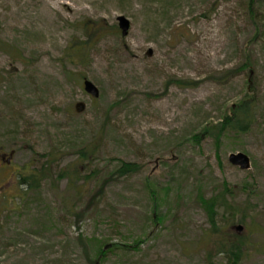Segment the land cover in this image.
I'll return each instance as SVG.
<instances>
[{
    "label": "rangeland",
    "instance_id": "1",
    "mask_svg": "<svg viewBox=\"0 0 264 264\" xmlns=\"http://www.w3.org/2000/svg\"><path fill=\"white\" fill-rule=\"evenodd\" d=\"M249 1L0 0V264H226L202 204L217 195L241 264H264V20L257 33ZM248 100L249 129L221 131Z\"/></svg>",
    "mask_w": 264,
    "mask_h": 264
},
{
    "label": "trees",
    "instance_id": "2",
    "mask_svg": "<svg viewBox=\"0 0 264 264\" xmlns=\"http://www.w3.org/2000/svg\"><path fill=\"white\" fill-rule=\"evenodd\" d=\"M248 15L251 18V20L253 21V24H254V27L256 28V30L258 29L257 33L261 32L263 25L261 24L260 21H263L264 19L258 18V11L255 9L254 0L249 1ZM252 63H253L252 61L247 59L245 64H243V65L251 68ZM243 104H248V106L250 108L252 105V101L248 100V102L242 103L241 104V106H242L241 111H235V115H233L232 117L231 116L225 117L223 119V121L220 123V130L221 131L228 129V128H231V129H238V130H240V132H244V131L249 129L250 123H251V120H250L251 108L245 109L243 107ZM208 128L209 127H207L206 129H208ZM80 155L82 157L89 158L90 154H89V152H86V150H82L80 152ZM136 170H137L136 164L123 163L121 168H119L117 173H118V175L121 176V175H125L127 173L134 172ZM227 188L228 187L226 185V189ZM226 194H228V193L225 192V194L222 196L225 197ZM220 197H221V195H217L213 198L211 197V198L202 199V204H203V206L207 212L209 222L211 223V226H212V232L216 235L214 247L216 248V250L218 251L219 254H223L224 258L227 261L226 264H241L242 260L244 259L243 255L245 253V249H243V248L246 245L245 244V238L246 237H244V236L240 237V236H238V234L229 231V229H228V231H225V230L222 231V228L217 223L218 214H219L218 210L220 207H222V205L227 206L228 204L223 202V200L220 201V199H221ZM228 213H229V215H227L228 217L234 215V214H232V211H229ZM228 217H226L227 223H229ZM236 217H237L236 220H238L241 223L247 222V220L244 216L236 214ZM232 222H235V221L233 220ZM233 227L234 226H232L230 229L235 230ZM3 229H4V226L0 222V233ZM238 233L240 234L241 232H238ZM102 253H103V250L101 249L100 255H102Z\"/></svg>",
    "mask_w": 264,
    "mask_h": 264
},
{
    "label": "water",
    "instance_id": "3",
    "mask_svg": "<svg viewBox=\"0 0 264 264\" xmlns=\"http://www.w3.org/2000/svg\"><path fill=\"white\" fill-rule=\"evenodd\" d=\"M118 19L123 34L127 35L130 29V21L125 16H120ZM84 89L94 97H98L100 95L98 87L87 78L84 79ZM229 161L233 165L240 167L242 170L250 169L252 164L250 157L244 152L231 153ZM233 228L238 232H242L244 230V226L241 224L235 225Z\"/></svg>",
    "mask_w": 264,
    "mask_h": 264
},
{
    "label": "flooded vegetation",
    "instance_id": "4",
    "mask_svg": "<svg viewBox=\"0 0 264 264\" xmlns=\"http://www.w3.org/2000/svg\"><path fill=\"white\" fill-rule=\"evenodd\" d=\"M6 155H7V154H5V153H0V160H1V163L6 161L7 164H10V163H11V160H10L9 158L6 159ZM9 155H10V154H9Z\"/></svg>",
    "mask_w": 264,
    "mask_h": 264
},
{
    "label": "bare ground",
    "instance_id": "5",
    "mask_svg": "<svg viewBox=\"0 0 264 264\" xmlns=\"http://www.w3.org/2000/svg\"><path fill=\"white\" fill-rule=\"evenodd\" d=\"M46 5V4H45Z\"/></svg>",
    "mask_w": 264,
    "mask_h": 264
}]
</instances>
